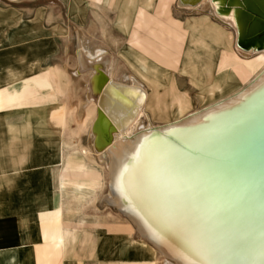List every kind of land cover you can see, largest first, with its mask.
Masks as SVG:
<instances>
[{
    "label": "bare ground",
    "instance_id": "6f19581e",
    "mask_svg": "<svg viewBox=\"0 0 264 264\" xmlns=\"http://www.w3.org/2000/svg\"><path fill=\"white\" fill-rule=\"evenodd\" d=\"M176 3L204 11L190 27L231 32L234 51L257 56L262 67L244 85L161 125L147 113L134 132L148 111L146 90L134 79L115 80L109 53L91 52L79 39L77 73L92 72L87 95L96 103L85 153L107 167L102 202L124 214L166 264H264V35H256L264 0ZM73 160L76 175L80 156Z\"/></svg>",
    "mask_w": 264,
    "mask_h": 264
},
{
    "label": "crops",
    "instance_id": "0c3cea01",
    "mask_svg": "<svg viewBox=\"0 0 264 264\" xmlns=\"http://www.w3.org/2000/svg\"><path fill=\"white\" fill-rule=\"evenodd\" d=\"M8 1L17 7L0 6V111L2 125L7 126V130L10 131L12 124L7 122V111L15 104L16 98H18L17 104L24 101L23 95H16L12 90L24 76L32 75L31 73L35 74V70L39 68V66L34 68V65L29 63V56H22L24 70H21V68H17L21 66L19 58L21 54L26 55L30 49H33L34 40L40 36L36 35V32L45 26V22L42 21L46 17V12L39 17L40 23L37 24L35 18L31 20L29 12L24 13L23 10L18 9L19 5L27 4L28 6L34 1ZM79 1L83 0H72V3L68 4L70 16L77 20L82 15L85 6H82ZM86 1L89 7L97 13L103 31L106 26V18L99 12L107 9L120 12L119 9L116 10V0H104L99 4L95 0ZM119 1L124 3L127 0ZM151 1V6H149L148 0H139L138 2L129 0L124 4L125 8L122 10L125 12L123 13L124 17L117 18L119 19L118 22L123 23L127 29V32L123 30L124 33H122L124 42L128 43L125 47L124 56L135 70V73L130 72L128 74V81L118 78L117 60L111 51L101 46L91 49L88 46L85 33L81 32L79 28L76 29V36L77 39L79 37L82 40L83 44L84 39L86 46L92 52L98 48L106 50L110 55V67L112 66L114 77L125 84H131L133 79L136 80L147 92L149 108L152 107L154 97L156 104L160 102L159 100L157 102V99H159L158 89L162 82L160 78L153 76V73L164 74L169 72L172 75V80L166 81L165 85L171 86V108L173 109L172 114L175 116L179 109L183 112H189V103L185 99V97L188 99L189 97L187 93H184L180 81L174 77V73L165 68L163 49L156 50L154 57L152 53L146 52L143 47L132 46L130 42H140L138 35L142 34L136 30L132 32L135 24L139 25L144 18H147L148 14L154 15L153 17H157L155 14L163 15L167 18L175 29L181 32L179 36L175 34V40L185 42V52L180 64L182 70L184 71V67L187 70L194 68L192 69L194 75L195 69L198 68L201 70V76L209 74L212 80L210 83V79H208V85L211 84L209 91L213 88L219 89L221 73L224 69L232 68L231 66L223 68L222 60L224 58L226 60L231 59L233 34L230 33L225 36L223 33L205 27L194 31L193 36L186 35L180 30L169 12L161 13L159 0ZM34 4L35 2L32 6ZM127 8H129V13L126 11ZM87 14L86 19L89 16V8ZM110 15L114 16L111 12ZM76 23L83 25L84 21H77ZM114 25H119L123 29L119 23L110 22L108 28L111 34L116 32ZM42 34L45 37L51 35L48 31H44ZM213 34L220 38V41L213 42ZM44 39L42 38V40ZM48 53L50 51L46 53L45 57ZM213 56L218 61L216 64L214 63V69L211 66L212 58L216 62ZM124 64L128 66L126 62ZM148 74L153 77H149ZM188 74L190 73L184 72V75ZM194 79L195 89L206 88V79L205 81H199L196 77ZM145 80L149 82V88L145 84ZM234 84L235 82L227 83L222 89L228 92L236 86ZM150 85H152L153 91L149 90ZM46 86L50 90V95H54L55 90H52L51 78L47 80ZM59 124L63 127L66 123L60 122ZM0 131H2L1 127ZM63 132L64 128L58 143H39L34 148V159L37 162L38 170L33 171L30 174L31 178L27 181L19 182L14 171L20 173L21 167L19 165L31 161L33 155L29 157L24 154L28 147L27 144H24L21 153L18 155V165L12 166L11 170L13 171L5 170L10 164L16 163L12 148L14 144H9L8 140L3 144V140L0 138V148L3 144L1 152L4 158L10 161L4 165L0 155V264H149L152 262V259L147 258L145 251L142 252L143 246L141 244L146 242L143 239L131 241L130 234L124 231H114L104 226L90 227L86 224L93 217L85 220L84 206L75 204L84 203L88 197L83 196V187H81L78 177H74L77 176V173L73 176V173H68L65 170L68 160L71 159L70 162L73 163V159L80 156L83 147L79 142L75 143L74 140L68 139ZM96 218L99 220L98 217ZM157 258L156 256V263Z\"/></svg>",
    "mask_w": 264,
    "mask_h": 264
},
{
    "label": "rangeland",
    "instance_id": "374dc122",
    "mask_svg": "<svg viewBox=\"0 0 264 264\" xmlns=\"http://www.w3.org/2000/svg\"><path fill=\"white\" fill-rule=\"evenodd\" d=\"M31 1L35 2L34 6H32L34 2L28 6L27 4H21L18 6V9L23 10L24 13L29 12V17H31V20L35 18L37 24L40 23L39 17L42 16L44 12H46V17L42 21L45 22L46 27L43 26L40 31L36 32V35L40 36L34 40L33 49H30V51L27 53L28 55L21 54L19 58L21 66H15L17 68H21V70H24L22 58L29 56V63H32L34 68L36 66H39V68L35 70V74L31 73L32 75L24 76V78L20 80V82L12 90L16 95H23L22 98L24 100L20 104H17L18 98H16L14 101L15 104L7 111L6 119L8 124H12V130L8 131V127L2 125L3 122L0 111V127L2 128V131H0V138H2L3 144L6 140H8L9 144H14L12 148L14 150L13 156H15L16 161V163L10 164V166L5 168V170H11L12 166L18 165V155L21 153L23 145L27 144L28 147L24 151V154L28 155L29 157L33 155V159L28 163L19 165V167H21L20 173L14 171L18 182L22 180L27 181V179L31 178L30 174H32L33 171L38 170L37 162H35L34 159V148L39 143H58L60 135H62V129L64 128L63 133L66 134L68 139L74 140L75 143L79 142L83 147L80 154V172H77V176H74L75 166L70 162L71 159L68 160L66 167L70 169L69 173H73L72 175L74 177H78L80 184L84 187L85 197H88L87 201L84 203L81 202L79 204H75L77 206H84L85 220H88L86 218L93 217V219L87 221L86 224H88L90 227L104 226L108 227L110 230L124 231L127 234H130L131 241H137L140 238L146 241L124 214H122L114 206L109 205L107 202H102L103 197L109 192V187H107V167L104 163L97 160L96 156L91 155L90 152L88 154L85 153V149L90 147L89 133L96 117V103L93 100L88 99L87 95L88 81L92 72L87 71L83 74L77 73V68L79 65L77 56L79 39V37L77 39L76 36L77 28H79L81 32L85 33L88 46L91 49L101 46L114 54L117 60L118 78L120 80L128 81V74L130 72L135 73L134 68L129 64L128 59H126L124 56L125 47L128 43L124 42V35L122 33H124L123 30L127 32V29L124 27V24L118 22L119 19H117L118 17H124L123 13L125 12H122V10L125 8L124 4L129 0L124 1V3H120L119 0H116V10L119 9V13L115 10L111 11V9L99 12L106 18V26L104 31L97 13L93 11L91 7H89L86 0L79 1L82 6H85L83 7L82 15L78 20L72 18L70 16V12L68 11V4L72 3V0ZM95 1L99 4L104 0ZM131 1L138 2L139 0ZM15 2H23V0H15ZM176 2L177 0H159V10L161 13L169 12L173 20H176L175 22L180 30H182L186 35L193 36V32L198 29L192 28L190 25H195L200 18L198 15L204 14V11L194 10L193 12H190L185 9L177 8ZM151 3L152 1L148 0L149 6H151ZM0 6L17 7L8 0H0ZM88 8L89 16L86 19L88 15ZM129 8L131 7L129 6ZM129 8L126 10L128 13ZM132 8L134 7L132 6ZM110 12L114 14V16L110 15ZM155 15L157 17H153L154 15L152 16V14H148L147 18H144V20L141 21L139 25L135 24L134 30H132V32L135 30L138 33L142 32L141 35H138L140 42L131 41L130 43L134 47H143L146 52H149L150 54L152 53L154 57L156 50L160 51L163 49V58L165 60L164 64L166 66L165 68L171 70L174 73V77L180 81L184 93H187L190 99L189 101V99L185 97L189 103V112L200 109L208 103L214 101L216 98L244 85L251 77L254 76L256 71L262 67L263 63L257 56L245 59L242 58L243 56H240L238 53H236L233 49L232 41L231 59L226 60L224 58V60H222L223 68L226 66H231L232 68L224 69V71L221 73V85L219 87L220 90L218 88H213L211 91H209L211 84L208 85V79H210V83H212L209 74L201 76V70L198 68L197 70L195 69L196 73L194 75L192 74V69L194 68L187 70V68L184 67V71L182 70L180 64L185 52V42L175 40V36H179L181 32L176 30L173 24L163 15ZM121 19L123 20V18ZM77 21H84V24L81 25L78 23L79 25H77ZM110 22L119 23L123 29L119 25H114V30H116V32L111 34L108 28ZM44 31L50 32L51 35L47 37L43 36L42 33ZM219 32L223 33L225 36L231 33H226L222 30H219ZM42 38L45 39L42 40ZM225 40L227 39L225 38ZM83 42L86 44L84 39ZM213 42L217 41L213 40ZM85 47L89 49L86 45ZM49 51L50 53H48V55L45 57L46 53ZM213 57L215 58L216 62H214L212 58V68L218 62L216 60L217 58L215 56ZM125 62L129 67L124 64ZM184 72H189L190 74L184 75ZM148 75L151 78L153 76L160 78L162 82L161 87L158 89L159 99H157V102L159 100V104L155 103L156 100L154 97L152 107L149 108V105L147 107L150 115L152 116L153 126L161 125L166 121L175 119L188 113L179 109L175 116L172 114V96L170 94L171 86L168 87L165 85L166 81L172 80V75L169 72L164 74L153 73V76L150 74ZM111 76L117 80L114 77L112 66ZM137 76L139 75L137 74ZM195 77L199 81H205L206 79L205 89L194 88L193 83H195ZM50 78L52 80V90H55L54 95H50V90L46 86V82ZM232 82H235L234 86L236 85L233 89L228 92L222 89L227 83ZM145 84L148 85L149 88V82L145 80ZM150 87L151 88L149 90L153 91L152 85H150ZM148 111L142 114L138 120V124L134 128V132L140 130L142 126L148 123ZM60 122L66 124L62 127V125L59 124ZM3 144L0 148V155L2 157L3 164L5 165L10 161L6 160L1 152ZM90 162L92 164H100L99 169L101 171L92 173L91 170L94 169L92 168ZM67 168H65V170ZM66 172L68 171L66 170ZM96 217H98L99 220H97ZM141 245L143 246L142 252L145 251L147 258L153 260L149 264H166L165 258L159 254L148 241ZM156 256L158 257L157 263Z\"/></svg>",
    "mask_w": 264,
    "mask_h": 264
},
{
    "label": "water",
    "instance_id": "95a60500",
    "mask_svg": "<svg viewBox=\"0 0 264 264\" xmlns=\"http://www.w3.org/2000/svg\"><path fill=\"white\" fill-rule=\"evenodd\" d=\"M254 15L256 16V13ZM256 35H264V19L262 20L260 28L258 32L256 33Z\"/></svg>",
    "mask_w": 264,
    "mask_h": 264
}]
</instances>
